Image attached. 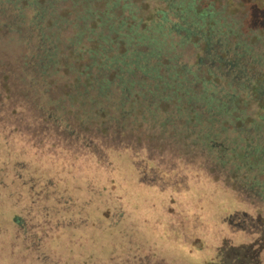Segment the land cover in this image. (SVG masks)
<instances>
[{
  "label": "trees",
  "instance_id": "trees-1",
  "mask_svg": "<svg viewBox=\"0 0 264 264\" xmlns=\"http://www.w3.org/2000/svg\"><path fill=\"white\" fill-rule=\"evenodd\" d=\"M202 1L0 0V130L4 136L17 132L19 144L30 146L20 153L16 141L9 143L14 134L6 135L0 141V157L5 155L8 165L23 162L32 171L27 182L15 172L17 177L8 173L7 182L0 181V198L6 196L14 205L11 217L22 206L35 207L40 187L35 176L44 179L43 171L55 177L63 173L61 160H50L58 156H47L37 146L46 136L62 141L59 148L73 153L65 158L76 173L121 204L123 215L119 223L93 220L89 209L101 202L93 203L96 199L92 201L88 192L86 201L77 199L82 205L72 198L73 225L60 228L58 239L68 232L78 245L90 240L96 244L104 239L91 235L90 229L97 230L116 247L112 254L117 255L106 260L116 264L120 257L136 262L142 253L154 257V262L176 264L178 260L158 255L156 240L158 245L167 240L196 250L188 240L197 237L179 233L174 225L180 236L175 240L165 236L162 217H135L133 204L125 197L126 180L118 158L114 168L106 170L80 148L101 161L104 156L95 143L106 149L149 152L155 135L190 139L194 146L220 152L215 160L231 166L236 178L243 173L238 179L243 186L264 184L249 174L250 166H264V29H258L261 34L255 33L251 41L239 36L249 13L245 6L259 11L254 18L264 28V1L258 7L256 0H204L206 7ZM247 104L251 113L244 108ZM247 119L257 132L254 136L242 140L240 136V144L227 140L225 146L213 147L208 131L213 124L223 129L225 123L243 124ZM145 183L137 184L152 192ZM55 190L54 206L60 201L56 195H61V189ZM161 194L182 205L177 196L188 197L170 188ZM149 208L158 209L152 201ZM192 209L200 213L199 206ZM260 221L255 222L262 226ZM126 229L133 243H126L122 235ZM258 235L260 240L264 232ZM138 241L148 247L142 249ZM260 248L257 243L232 247L224 242L217 252L204 251L208 257L203 264H260Z\"/></svg>",
  "mask_w": 264,
  "mask_h": 264
},
{
  "label": "rangeland",
  "instance_id": "rangeland-1",
  "mask_svg": "<svg viewBox=\"0 0 264 264\" xmlns=\"http://www.w3.org/2000/svg\"><path fill=\"white\" fill-rule=\"evenodd\" d=\"M262 1L264 0H256L257 7L263 4ZM200 3L202 7L207 5L204 0ZM218 3L216 2L214 6H218ZM247 10L249 13L244 19V25L241 27L239 36H245L243 38L251 41L254 39L255 33L261 34L258 29L264 28L263 26L259 27L260 20L254 18L259 11L245 6L244 12H247ZM244 108L249 113L252 112L249 104L245 105ZM26 124L31 126L29 123ZM8 125L13 128V124ZM33 126L39 129L37 124H33ZM222 127L224 130L220 129L217 124H213L208 129L212 134L213 147L217 149L223 146L227 140H232L233 145H236L240 144V136L242 140L245 136L250 137V135L254 136L257 133L254 125L248 119L243 124L238 122L234 124L225 123ZM12 134L6 132L5 136L12 135L9 143L16 141L18 152L23 153L22 149H30L28 145L24 144L23 147L22 144H19L17 132ZM5 136L0 130V141ZM53 144L58 145V147H52ZM61 144L62 141L55 136H46L42 143L37 145L40 148L39 150L46 153L47 156L50 154L58 156L50 157V160L60 159L63 163L61 166L63 173L55 177L52 173L43 171V180L41 177L38 179L39 177L35 176L37 177L35 184L40 185V187L37 188L39 194L36 195V205L33 209L22 206L20 211L15 210L14 216L11 217L14 205L6 196L0 198V264H116L112 261H106L111 255H117V251L112 254L116 247L113 246L112 242L106 241L105 234L97 230L90 229L91 235L99 234L104 239L96 244L95 241L90 240L88 245H78V239H72L71 233L68 232H65L58 239L59 233L61 234L60 228L73 225L71 217H69V214H75L74 204H71L72 198L77 200L79 197H84L83 200L86 201L85 196L88 195V192H90L89 195L92 201L96 199L93 203H97V200L101 202L98 208L95 205L90 207V218L98 223H109V220H111V223L116 221L119 223L123 216L121 204L110 198L101 188L96 187L92 181H87L88 178L76 173L73 163L65 158V155L72 157L73 153L65 154L59 148ZM95 145L103 153L104 157L101 161H98V158L86 149L80 148L81 152L88 154L89 158L92 157L93 160L98 162V167L106 170H112L116 164L115 159L118 158L121 164V173L125 178L124 180H126L127 188L125 192L128 193V196L125 195V197H128L127 200L132 202L135 217H142L145 214L148 217H156V219L162 217L165 236L175 238V240L180 237H177L179 233L197 237L194 241L193 239L188 240L197 249L190 248L189 250L188 245L185 243L174 245L169 244L167 240H164V244L159 241L158 245L156 235H154L157 253L161 258L166 260L176 259L178 260L174 262L176 264H203L208 257L207 252L204 251L210 249L211 253L212 251L217 252L221 246H224V242L232 247L257 243L258 246H261L258 259L260 264H264V235L260 240L258 235L259 232H264V217H258L257 215L258 210H260L258 206L262 207V204L258 202L260 197L253 195L250 200L249 196L241 194V192L246 194L245 189L248 190V188H242V180H238L239 178L243 179V173L236 178L231 166L224 167L217 162L215 159L218 158L220 152L215 151L214 154H217L215 156L201 146L192 145L190 139L181 140L157 135L152 139V147L149 152L145 149L134 152V150L125 147L106 149L105 146L99 143H95ZM79 146L81 147V145ZM75 147H78V145H75ZM37 155L41 154L37 153ZM252 160L254 161L253 158ZM261 167H249V174L254 175L253 177L258 178L260 181L264 180V166ZM0 170H2L0 181H4L8 173L12 177H17L16 173L22 176L21 181L27 182L29 181L27 177L32 174V171L23 162L8 165L5 155L0 157ZM137 179L146 182L145 184L151 187L153 191L150 192L151 190L144 186L140 187L137 184ZM6 182L7 179L4 183ZM52 183L56 184L57 188ZM246 187H248V184H246ZM163 188H170L179 194L181 192L188 193V197L182 196V194L177 196V199L180 198L184 201V205L174 201L173 197L161 194ZM54 189L57 191L61 189V193H59L61 195H56L60 201L55 206L53 203ZM68 197H71V199ZM151 201L156 204L158 209L152 211L149 208ZM78 203L80 205L84 204L80 201ZM194 206H199L200 213H196L192 209ZM87 208L89 207L87 206ZM83 212H85V209ZM244 214L249 216L245 218H250L252 221L246 219L245 229L240 230L236 228L235 223L241 221ZM258 218L261 219L262 226L255 222ZM249 222H253L250 226H254L256 230L250 228ZM174 225L179 228L178 234L174 231ZM122 235L126 243L135 241L130 236L128 229L123 230ZM138 242L142 249L148 247L143 241ZM120 243L123 245L122 242ZM129 244L127 246H130ZM198 249L203 252L201 253ZM90 253L94 254L95 258ZM120 259L121 262L118 264H162L159 261L154 262L156 260L154 257L150 258L149 254L144 253L138 256L136 262L130 260L131 258L127 260L126 257H120ZM213 261H216V259L213 258ZM163 264H167V262Z\"/></svg>",
  "mask_w": 264,
  "mask_h": 264
},
{
  "label": "flooded vegetation",
  "instance_id": "flooded-vegetation-1",
  "mask_svg": "<svg viewBox=\"0 0 264 264\" xmlns=\"http://www.w3.org/2000/svg\"><path fill=\"white\" fill-rule=\"evenodd\" d=\"M262 185H263V188L260 189ZM242 188H247V187H246V185H244V186H242ZM242 188H240V189H242ZM262 191L264 192V184H257L256 186H253L252 188H248V190L245 189L246 194L244 192H241L242 195L249 196L250 200H251V198H252L253 195H257V196L260 197V200H258V202L262 204V207L261 206H258V208L260 209V210H258L259 211V213L257 214L258 217H264V195L261 194ZM249 193H252V194H249ZM256 202H257V200H256ZM260 214H262V215H260ZM242 217H249V216H247L246 214H244ZM246 219L252 221L250 218H246ZM246 221L247 220H245V221L244 220L237 221L235 223L236 224V228H239L240 230H244L245 229V226H246V223H247ZM250 224L252 225L251 222H249V225ZM233 260H235V259H233Z\"/></svg>",
  "mask_w": 264,
  "mask_h": 264
}]
</instances>
